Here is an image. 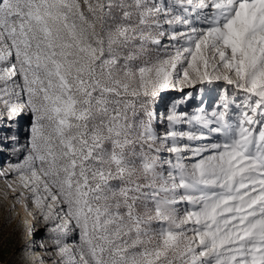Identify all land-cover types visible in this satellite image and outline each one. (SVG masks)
I'll return each instance as SVG.
<instances>
[{
    "label": "snow or ice",
    "instance_id": "1",
    "mask_svg": "<svg viewBox=\"0 0 264 264\" xmlns=\"http://www.w3.org/2000/svg\"><path fill=\"white\" fill-rule=\"evenodd\" d=\"M185 89L212 107L157 113ZM22 113L0 183L47 264H264V0H0V121Z\"/></svg>",
    "mask_w": 264,
    "mask_h": 264
},
{
    "label": "rangeland",
    "instance_id": "2",
    "mask_svg": "<svg viewBox=\"0 0 264 264\" xmlns=\"http://www.w3.org/2000/svg\"><path fill=\"white\" fill-rule=\"evenodd\" d=\"M208 86H205L207 89ZM199 88V86H198ZM185 92H192L193 98L187 99L184 94L179 91L169 90L162 93L163 100H158L156 110L158 114L165 113L166 109L172 104H177L178 112L193 113L195 109L201 105V99L209 108L216 98V93L211 90L200 92L193 89H185ZM181 98H185V103H179ZM167 121L160 123V130L163 131ZM178 128L187 129L186 125H179ZM30 128L29 116L21 114L15 121L7 124L0 121V137L16 134L21 143H24ZM12 143L11 140L8 141ZM10 152V149H9ZM5 156L8 153L4 154ZM4 161V157L0 156V162ZM4 185L0 183V264H38L42 259L45 264L50 257L43 254L42 244H45L44 235H42V227L37 225L32 228V224L27 222L31 213L30 208H25L22 204H16L11 198H3ZM23 209V211H21ZM24 212V213H22ZM35 234V243H32Z\"/></svg>",
    "mask_w": 264,
    "mask_h": 264
},
{
    "label": "bare ground",
    "instance_id": "3",
    "mask_svg": "<svg viewBox=\"0 0 264 264\" xmlns=\"http://www.w3.org/2000/svg\"><path fill=\"white\" fill-rule=\"evenodd\" d=\"M21 211H23V209H21ZM22 213H24V212H22ZM30 220L33 221V220H32V216H31V213H30V215H29V219H28V221H30Z\"/></svg>",
    "mask_w": 264,
    "mask_h": 264
}]
</instances>
